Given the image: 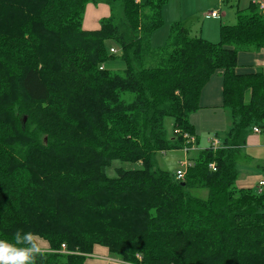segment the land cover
<instances>
[{"label":"trees","instance_id":"trees-1","mask_svg":"<svg viewBox=\"0 0 264 264\" xmlns=\"http://www.w3.org/2000/svg\"><path fill=\"white\" fill-rule=\"evenodd\" d=\"M166 1L0 0V238L38 234L53 251L38 264H85L96 245L126 264H264V190L235 185L247 136L264 129V74H237V54L263 51L264 13L237 9L216 43L176 22L154 49ZM90 4L110 16L85 32ZM219 70L222 147L177 180L156 156L186 145ZM114 160L140 166L108 178Z\"/></svg>","mask_w":264,"mask_h":264},{"label":"crops","instance_id":"crops-1","mask_svg":"<svg viewBox=\"0 0 264 264\" xmlns=\"http://www.w3.org/2000/svg\"><path fill=\"white\" fill-rule=\"evenodd\" d=\"M176 1V14L169 18V3L162 8L163 24L171 25L180 21L183 27L190 32V27L195 30V36L208 41L219 40V29L221 25H231L236 22V10L246 9L250 4H255L264 13V0H231L234 3L232 11H224L221 8L222 0H173ZM197 5V7H195ZM218 10L219 18L213 19L207 17V12ZM110 16L109 7L105 4L87 5L82 21V29L86 31H95L99 29V23L102 19ZM199 17L202 19L200 20ZM156 33H154L155 35ZM153 35V36H154ZM152 36V37H153ZM152 39V38H151ZM237 74H264V49L258 51H241L237 54ZM223 73L216 71L210 80L205 84L200 92L199 109L189 116V123L195 137L196 150L188 154L183 150H173L171 155H181L183 159L192 161L198 152L209 147L210 139L216 138L221 143L224 133L227 130V116L222 107V88ZM259 133L249 134L246 138L240 163L238 165L239 176L236 180L238 189H252L256 191L259 180H264V129H259ZM171 152V151H169ZM166 158L167 152H159ZM158 162V161H157ZM264 190V187H263ZM40 242L47 253L48 244L40 239ZM85 264H126L119 259L112 257L108 250L102 246H94L91 254L86 256Z\"/></svg>","mask_w":264,"mask_h":264},{"label":"rangeland","instance_id":"rangeland-1","mask_svg":"<svg viewBox=\"0 0 264 264\" xmlns=\"http://www.w3.org/2000/svg\"><path fill=\"white\" fill-rule=\"evenodd\" d=\"M168 3H169V8H168V16L167 17L172 18L176 14V1L167 0V4ZM234 3H235L234 1L231 2V0H226V2L221 4V8H222V10L227 11V12L232 11L231 6H233ZM195 7H197V5H195ZM199 19L201 20L202 17L201 18L199 17ZM177 22H179L183 26V24L180 21H177ZM174 23H176V22H174ZM230 24L233 25V24H235V22L230 23ZM171 25L170 24L169 25L163 24L159 30H156V32H155L156 34L151 39V46L154 49L161 47L165 44L167 36L169 34V27ZM190 29H191L190 32L188 31L190 36H195L196 35L195 30L192 29L191 27H190ZM206 41H208V40H206ZM216 42H218V41H211V43H216ZM108 45L111 47H114L112 42H109ZM114 49H116V51H117L116 54H119L117 48L114 47ZM107 67L110 70L119 72V71H122L123 64H122V62H120V60L115 59L114 61H111L110 63H108ZM164 127H165L167 137L171 138L173 135L172 119L171 118H165ZM171 153L172 152H167L166 158L158 153L156 156V161H158L157 162L158 169H160L161 171H164V172H168L169 174L174 176L177 173V171H183L180 164L185 160L183 159L180 162L178 161V163L176 164V160L181 159V155L177 156L176 154H174V155L170 156ZM139 166H140L139 164H131V163H125V162H122L119 160H114L107 167L106 176L108 178H114L117 175L116 173H117L118 169L132 170V169L138 168ZM261 181H264V180H261ZM206 191L207 190H205V189H195V190H191L190 194H191V196H193L195 198L206 199L207 198V192Z\"/></svg>","mask_w":264,"mask_h":264},{"label":"clouds","instance_id":"clouds-1","mask_svg":"<svg viewBox=\"0 0 264 264\" xmlns=\"http://www.w3.org/2000/svg\"><path fill=\"white\" fill-rule=\"evenodd\" d=\"M45 255L40 237L32 231L17 229L11 240L0 238V264H38Z\"/></svg>","mask_w":264,"mask_h":264},{"label":"built area","instance_id":"built-area-1","mask_svg":"<svg viewBox=\"0 0 264 264\" xmlns=\"http://www.w3.org/2000/svg\"><path fill=\"white\" fill-rule=\"evenodd\" d=\"M207 17H210V18H213V19H218L219 18V12L218 10H211L209 12H207ZM116 50L113 48V49H110V53L111 54H116ZM102 68H100L101 70ZM252 132L253 133H259L260 130L259 128H256L254 127L252 129ZM183 138H185V140L187 141L186 145L183 146V148L181 150H183L184 153L188 154L192 151H195L197 148H196V142H195V137L192 135V136H188V135H185L183 136ZM220 147H222L221 145V142L216 139V138H211L210 141H209V147L208 148H211L212 151L214 150H217L219 149ZM192 163L189 161V160H186V161H183L180 166L181 168L183 169V171H177V173L174 175V178L177 179V180H183L184 179V176L186 174V171L189 167H191ZM209 167L211 169H214V165L211 164L209 165ZM263 187H264V181H259L258 184H257V187H256V191L258 193H261L263 191ZM61 253H67V248L64 244L61 245ZM48 253L51 252L53 253V251H50L48 250L47 251ZM56 252V251H55Z\"/></svg>","mask_w":264,"mask_h":264}]
</instances>
